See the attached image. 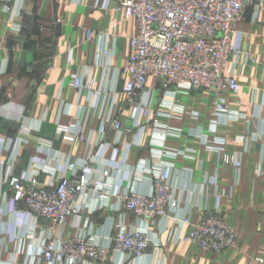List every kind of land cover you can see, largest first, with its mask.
Instances as JSON below:
<instances>
[{
	"label": "crops",
	"instance_id": "0c3cea01",
	"mask_svg": "<svg viewBox=\"0 0 264 264\" xmlns=\"http://www.w3.org/2000/svg\"><path fill=\"white\" fill-rule=\"evenodd\" d=\"M123 1L0 0V264H32L50 227L48 220H18L21 206L12 199L8 176L31 172L38 173L42 183L58 181L68 172L69 159L95 154L93 171L85 175L93 190L99 180L108 188L124 191L132 186L148 192L149 176L133 179L132 174L157 161L152 148L160 126L181 130L164 138L165 146L177 155L162 159L172 163L170 181L177 203L170 219L150 226L160 247L154 242L147 255L126 264H264L258 261L264 258V0H254L245 9L235 34L242 54L238 61L231 58L227 72H233L240 84L239 93L224 89L216 96L190 90L172 97L151 77L141 95L152 91L156 123L137 120L134 107L125 102L124 79L117 76L129 56L130 39L138 32L137 20L117 9ZM87 30L109 34L113 51L106 66L95 65L98 44L87 40ZM90 71L100 98L71 85L74 74ZM219 97L241 116L220 117L215 107ZM108 114L118 117L124 130H110L103 151L98 132L102 116ZM60 123L80 129L86 140L60 133ZM21 125L27 133L17 146L9 147ZM226 154L239 157V169L226 164ZM90 194L81 197L59 231L62 238L80 232L85 221L103 236H112L120 220L137 225L119 197L111 195L108 205L101 206L96 193ZM215 212L235 230L237 246L205 251L193 242L174 239L189 230L184 218L195 223ZM75 215L81 220L77 224ZM100 264H121V256L113 253Z\"/></svg>",
	"mask_w": 264,
	"mask_h": 264
},
{
	"label": "built area",
	"instance_id": "2783aa9c",
	"mask_svg": "<svg viewBox=\"0 0 264 264\" xmlns=\"http://www.w3.org/2000/svg\"><path fill=\"white\" fill-rule=\"evenodd\" d=\"M254 0H125L120 2L118 10H124L126 16L138 22V32L130 39V52L125 65L118 70L117 76L124 79L123 92L127 105L134 107L135 115L147 122H157L153 118L152 91L142 95L149 79L154 77L161 82L165 94L174 96L177 92L190 90H208L220 96L221 91L229 89L239 93L240 84L233 72H227L231 58L240 59L242 51L235 43V34L239 22L244 18L245 9ZM87 40L97 41L96 66H106L112 54L109 34L87 30ZM72 87L87 91L94 98H100L102 92L95 90V79L90 72L73 75ZM171 88L174 90L171 91ZM169 103V101H166ZM217 114L225 119H238L241 114L230 109L219 97ZM170 104V103H169ZM60 133H72L85 141V134L70 125L59 124ZM157 126V124H156ZM152 156L150 161L132 174L149 176L151 188L147 191L128 186L108 188L107 182L96 180L94 190L85 176L93 171L91 163L96 157L89 154L82 160L71 158L66 164L68 171L58 181L40 182L39 174H11L6 184L13 192L12 199L23 206L17 211V218L25 224L29 218L48 220L49 233L41 240L32 264H83L105 263L113 253L121 256V264L136 261L148 254L154 242L160 247L159 239L150 229L156 220H168L176 206L173 185L170 181L172 163L162 160L175 157L176 151L169 150L164 143L167 135H179L181 130L170 127H156ZM24 125L16 139L8 146H17L21 135L27 133ZM110 130H124L123 122L111 114L102 116L99 128L100 142L103 143ZM4 143V142H3ZM105 143L102 144L104 147ZM104 147L103 151L106 150ZM95 156V157H94ZM225 162L241 166L236 155L226 154ZM132 179V180H133ZM96 193L101 206L108 205L111 195L125 202V208L131 211L138 223L128 226L120 220L112 236H103L94 226L85 221L81 231L64 239L59 231L68 218L78 209L81 197ZM75 223L81 220L75 215ZM183 224L189 225L186 234L180 233L174 239L193 242L205 251L220 252L237 246L235 230L220 213H209L197 222L184 218ZM264 232V210L261 221ZM173 236L172 231L170 237ZM264 263V258H258Z\"/></svg>",
	"mask_w": 264,
	"mask_h": 264
},
{
	"label": "rangeland",
	"instance_id": "374dc122",
	"mask_svg": "<svg viewBox=\"0 0 264 264\" xmlns=\"http://www.w3.org/2000/svg\"><path fill=\"white\" fill-rule=\"evenodd\" d=\"M208 91V90H207ZM212 92V91H211ZM214 93H215V91H214ZM216 94V93H215ZM216 96H217V94H216ZM217 100L215 101V107H216V112H217ZM231 108V107H230ZM229 224V223H228ZM230 225V224H229Z\"/></svg>",
	"mask_w": 264,
	"mask_h": 264
},
{
	"label": "trees",
	"instance_id": "16d2710c",
	"mask_svg": "<svg viewBox=\"0 0 264 264\" xmlns=\"http://www.w3.org/2000/svg\"><path fill=\"white\" fill-rule=\"evenodd\" d=\"M20 206L22 207V206H23V204H22V203H20Z\"/></svg>",
	"mask_w": 264,
	"mask_h": 264
}]
</instances>
